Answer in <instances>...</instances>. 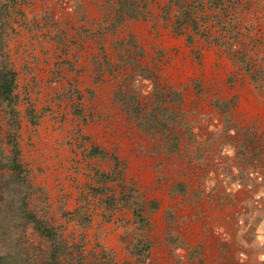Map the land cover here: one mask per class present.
I'll return each mask as SVG.
<instances>
[{"label": "rangeland", "instance_id": "374dc122", "mask_svg": "<svg viewBox=\"0 0 264 264\" xmlns=\"http://www.w3.org/2000/svg\"><path fill=\"white\" fill-rule=\"evenodd\" d=\"M0 64L1 254L264 264V0H0Z\"/></svg>", "mask_w": 264, "mask_h": 264}, {"label": "trees", "instance_id": "16d2710c", "mask_svg": "<svg viewBox=\"0 0 264 264\" xmlns=\"http://www.w3.org/2000/svg\"><path fill=\"white\" fill-rule=\"evenodd\" d=\"M13 73L11 70L6 68L4 64H0V103H5L6 113L8 115V122L10 125L14 124V110L12 109V103L14 101L13 94ZM10 169L12 172L18 176L21 177L20 168L16 163L15 157L12 158L10 161ZM21 209V213L25 214L27 218V222L30 223L33 227V229L42 237H44L48 243L47 246V253L44 258V262L42 264H56V257L57 253L59 251L58 246L55 244L52 231L49 227H47L41 220L36 219L32 214L29 212ZM19 254V255H18ZM22 254V255H21ZM18 258L16 255H13L11 253H0V264H29V259L27 258L26 254L18 253ZM16 256V257H15Z\"/></svg>", "mask_w": 264, "mask_h": 264}]
</instances>
